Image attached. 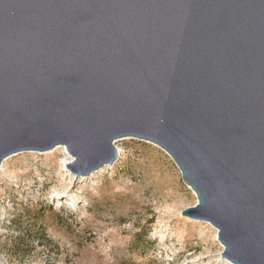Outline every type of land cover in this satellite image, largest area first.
Returning <instances> with one entry per match:
<instances>
[{
    "label": "water",
    "instance_id": "water-1",
    "mask_svg": "<svg viewBox=\"0 0 264 264\" xmlns=\"http://www.w3.org/2000/svg\"><path fill=\"white\" fill-rule=\"evenodd\" d=\"M150 141L218 230L264 264V0H0V166L64 146L76 177Z\"/></svg>",
    "mask_w": 264,
    "mask_h": 264
},
{
    "label": "rangeland",
    "instance_id": "rangeland-1",
    "mask_svg": "<svg viewBox=\"0 0 264 264\" xmlns=\"http://www.w3.org/2000/svg\"><path fill=\"white\" fill-rule=\"evenodd\" d=\"M76 177L64 146L0 166V264H233L217 229L181 215L198 202L172 157L137 138Z\"/></svg>",
    "mask_w": 264,
    "mask_h": 264
},
{
    "label": "bare ground",
    "instance_id": "bare-ground-1",
    "mask_svg": "<svg viewBox=\"0 0 264 264\" xmlns=\"http://www.w3.org/2000/svg\"><path fill=\"white\" fill-rule=\"evenodd\" d=\"M116 147V146H115ZM116 149H117V152H118V154H120V152H121V150L119 149V148H117L116 147ZM190 187V186H189ZM192 189V188H191ZM193 190V189H192ZM217 237H218V230H217Z\"/></svg>",
    "mask_w": 264,
    "mask_h": 264
}]
</instances>
